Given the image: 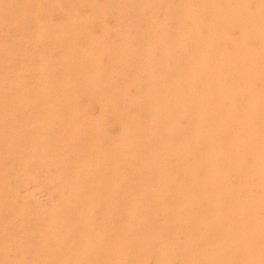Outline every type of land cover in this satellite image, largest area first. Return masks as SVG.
Wrapping results in <instances>:
<instances>
[{"label": "bare ground", "instance_id": "bare-ground-1", "mask_svg": "<svg viewBox=\"0 0 264 264\" xmlns=\"http://www.w3.org/2000/svg\"><path fill=\"white\" fill-rule=\"evenodd\" d=\"M156 1L0 44V264H264V0Z\"/></svg>", "mask_w": 264, "mask_h": 264}, {"label": "rangeland", "instance_id": "rangeland-1", "mask_svg": "<svg viewBox=\"0 0 264 264\" xmlns=\"http://www.w3.org/2000/svg\"><path fill=\"white\" fill-rule=\"evenodd\" d=\"M166 2H167L166 0L165 1L159 0L160 4H158V0H157L156 2H154L155 5H153V7H155V9L151 7L152 10L154 9L153 11L155 12V16L160 13L159 15H157L158 18L162 17L163 12L165 11L164 8H166V6L170 5L171 3H172L171 5H176L179 2V0H168V3H166ZM156 3H157V6H156ZM163 4L165 5V7L163 6ZM158 5H159V7H158ZM160 5H161V7H164L163 12H162L163 9L160 7ZM249 5L251 6V4H249ZM128 7H130V6L123 5V0H0V44L6 42L8 40V37L10 38L13 34L16 35V37L14 39L12 38V42L17 43V44H21L24 42V38L26 36H28V38H30L31 36H34L35 35L34 31L36 29H39L40 32H42V34L49 33L51 30H55L57 28L59 29L62 26L66 25L69 13L74 11L76 18H78L81 22L80 23L81 25L79 26V28H80L79 30H81V31H77L79 34H77V32H76L77 36L74 35L77 38V41L74 39L75 37H73V38L71 37L73 35L70 36L72 39L69 38V41L74 40V42H76V44H75L72 41H70V42H72V44H75V45H73L74 48L78 47L77 49H79L80 47H83V49H84L86 47V44H87L86 41L88 38L85 34V32H86V33H88L89 36H91V38H96V36H98V37L100 36V38H97L99 41L98 40H95V41L96 42L98 41V43H100L101 46L107 45L108 47L106 46V48L110 49L107 51L112 52V51H114L113 46H117V44L119 45V43L116 44V42H115L116 45L114 43H112L114 40V37L116 35L115 34L116 31H119V33H120V30H121V28H123V25H124L126 28L127 27L129 28V29H126L124 27L125 28L124 32L127 35L128 33H130V31H133L134 28L137 27V26L135 27V25L133 27L132 24L131 25L128 24V23H130V21H132V17L134 16V15H132L133 14L132 12H129L131 14V16L129 15L130 18L128 17V19H127V21H129V22L126 21L127 23L126 22L124 23V20H126L128 14H129L127 12L128 14L126 15V11H127ZM151 8H148V9L150 10ZM128 9H129V11H131L130 10L131 7ZM123 17H125V18H123ZM133 18H135V17H133ZM99 22H101L102 25L104 26V29L102 32L100 30V27L98 28V26L100 24ZM121 22H122V24H121ZM132 23L134 24L135 22H132ZM120 25L122 26L121 28H120ZM233 30L230 29L229 33L235 32ZM231 31H233V32H231ZM83 33H84V36L87 37L86 40L84 37H82ZM73 34H75V33H73ZM131 36H132L131 43H132L133 47H134L135 43L137 44V47H138V43H137V42H139L138 38H137V37H139L138 32L131 33ZM135 40H137V42H135ZM96 42H94V45H92V47L97 46L98 43L96 44ZM56 45L59 46L60 44L58 43ZM110 46H111V48H110ZM139 46H140V44H139ZM79 50H81V48ZM11 53H12L15 60L20 57L19 55H21L20 51H17V52L15 51V53L13 51H11ZM112 53H111V55H110V52L108 54H104V53L100 54V56L98 57V59H99L98 62L100 64L99 70H101L105 66L111 65L112 61H110V59L113 58V56H115V55H112ZM109 57H110V59H109ZM100 59H102V61ZM106 61L109 62L110 64H108ZM101 62L103 63V65ZM86 63H89V62H86ZM86 63L85 64H84V62L79 63V65L82 64L81 67L84 68L83 71L86 72L87 74H90L87 71H89L91 69V66L89 64H86ZM104 63H107V64L104 65ZM83 65H85V66L83 67ZM89 66H90V68H89ZM100 67H102V68H100ZM106 68L107 67H105V69L103 68V70H101L102 72L99 71L98 68H96V72L99 71V73H96V75L104 73V75H102V76H105V74L107 76L109 69H106ZM125 74L128 77H132L131 73H129V72L125 73ZM98 76H99L98 79H100V81H101L100 82L101 85H103L102 90L104 89V87H107V88L115 87V88H117V86L120 84L117 82L118 79L117 80L113 79V80H115V83H114V81L112 82V78H110L109 76H108L109 80L106 78V76L103 78L101 75H98ZM105 78H106V80H104ZM104 83H106V84L108 83V85L106 86V84H105V86H104ZM123 85L125 86V88L123 87ZM123 85L120 84L118 86V88L120 86H122V88L120 87L119 90L121 89L122 91L124 90L126 93L128 92V94H126L124 92L126 95L131 96V95H133V93H135L137 91L135 84H133V85L123 84ZM100 89H101V86H100ZM85 90L86 89L84 88V90H81L79 93V94L83 93L82 94L83 96L82 95H80V96L82 97V102H83V105L85 106V107L83 106L85 108V112L96 115L98 113V110H99V105H98L99 103H98V101L96 102V100L94 101L93 96L96 95V94L92 93L94 91V89L92 88L93 91L91 89L89 90L91 93L88 91H86L87 92L86 93ZM82 91H84L85 93ZM94 92H96V89ZM90 94L92 95V100L90 99L92 102L88 99V97L91 98ZM84 96H85L84 100H86L87 102H90V103H87V105L84 104V100H83ZM107 108L110 109L111 107L108 106ZM108 112L104 115V121H103L104 123L102 124V129L106 133H108L112 136H115V135H117V132L119 131V126L115 122L116 115L112 112H109V113ZM110 114H111V116H110ZM183 121L184 120H180V122L182 123L181 125H183ZM109 125H110V127H109ZM35 192H37V191H35ZM17 202H21V199L18 198Z\"/></svg>", "mask_w": 264, "mask_h": 264}]
</instances>
